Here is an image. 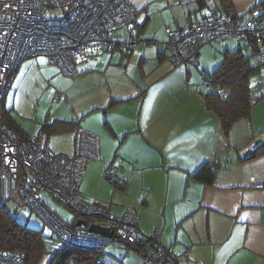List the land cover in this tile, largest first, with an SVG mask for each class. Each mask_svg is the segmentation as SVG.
Here are the masks:
<instances>
[{
	"label": "crops",
	"instance_id": "0c3cea01",
	"mask_svg": "<svg viewBox=\"0 0 264 264\" xmlns=\"http://www.w3.org/2000/svg\"><path fill=\"white\" fill-rule=\"evenodd\" d=\"M129 1L137 11L139 34L156 25L151 36H143L146 45H138L137 61L130 56L134 49L110 51L119 54L115 56L90 52L75 75H68L42 57L24 59L5 93L3 109L24 136L44 131L52 152L71 154L77 128L94 133L101 168L105 163L116 167L109 175L113 188L143 192L142 205L162 213L160 219L146 217L143 208L140 215L133 210L143 238L157 232L161 244L187 264H264V153L251 156L264 144V66L258 67L259 78L252 79L251 92L258 99L249 117L236 122L227 136L203 100L208 84L201 73L211 72L218 62L197 75L191 64H175L165 49L166 27L185 28L190 15L210 9L246 19L257 0H229L228 12L219 0H205L204 5L199 0ZM116 30L114 39L131 36L130 30ZM254 57L253 64L258 55ZM39 105L42 114L36 115ZM45 123L56 128L45 130ZM235 126L241 127L237 136ZM241 135L246 141L238 146ZM211 160L221 166L214 182L193 178ZM91 173L86 164L79 183L82 196V181ZM17 198L13 182L3 178L0 199ZM94 202L115 213L129 209L121 204L117 208L126 207L115 211L111 202ZM207 245L217 246L210 257L196 251Z\"/></svg>",
	"mask_w": 264,
	"mask_h": 264
},
{
	"label": "built area",
	"instance_id": "2783aa9c",
	"mask_svg": "<svg viewBox=\"0 0 264 264\" xmlns=\"http://www.w3.org/2000/svg\"><path fill=\"white\" fill-rule=\"evenodd\" d=\"M136 16L129 0H0V182L8 177L18 191L19 207L36 214L63 243L98 250L97 257L71 264H104V245L114 240L136 242L142 237L138 218L131 209L115 213L105 204L83 198L79 183L86 164L99 157L98 137L94 133L77 128L71 154L52 152L44 131L21 137L5 123L3 99L24 59L42 57L46 63L57 64L64 73L75 75L90 52L132 50L141 40ZM124 27L129 28L131 36L114 39L113 31ZM165 33L166 46L175 63L195 65L199 48L206 42L255 37L264 44V10L252 8L248 17L241 19L210 9L190 15L185 28L166 27ZM260 66H264V50L253 65ZM253 77L258 79L259 73ZM201 81L208 84L210 77L201 74ZM55 97L59 99L60 94ZM257 99L251 92L249 103L252 105ZM112 171H116L115 166L107 169L108 173ZM42 191L72 209L76 215L74 223L80 218L86 219L87 225L108 227L113 231L112 237L63 221L46 205ZM149 238L157 255L151 264H174L158 233ZM24 257L22 252L0 249V264H23Z\"/></svg>",
	"mask_w": 264,
	"mask_h": 264
},
{
	"label": "trees",
	"instance_id": "16d2710c",
	"mask_svg": "<svg viewBox=\"0 0 264 264\" xmlns=\"http://www.w3.org/2000/svg\"><path fill=\"white\" fill-rule=\"evenodd\" d=\"M219 1L224 7V11L228 12L230 1ZM199 4H206L205 0H199ZM252 8H261L264 10V0H257ZM137 34H139V32H137ZM244 41L250 46L251 52L249 54L242 53L240 47L235 50L224 49L221 52V59L217 66L209 73H201L209 74L210 77L208 83L209 89L203 94L204 104L208 110L212 111L217 116L221 128L227 136L236 122L249 117L251 109V104L249 103L251 82L254 74L258 70L257 67H253L254 62L252 61L255 55H259V53L264 50V44L255 37H249ZM262 46L263 49H261ZM172 61L175 63L174 60ZM143 93L144 92L141 91V94ZM2 115L5 123L10 128L14 129L19 136L23 137L24 134L19 132V129L12 123V120L7 116L6 110H4L3 107ZM44 128L45 130H50L56 127L53 126V124L45 123ZM262 153H264V144L259 145L252 151L251 156ZM110 167L111 165L104 170V176L106 178H109L111 173L107 172V169ZM220 168L221 166L217 161L211 160L203 163L192 176L203 184H212L216 172ZM110 180L113 181L112 179ZM15 203L18 205L16 201ZM10 211L12 210L9 207L8 200L0 199V249L22 252L25 256L23 264H39L45 252L46 236L40 229L29 227L17 220ZM65 222L74 226L73 220ZM53 235L55 234L51 233L50 237L53 240H58L59 246L50 254V258L46 264H71L72 261L74 263H79L97 257L98 250L86 249L72 242L66 244L63 243L59 237ZM150 240L149 235H146L145 238L141 237L136 242H122L127 245V248H131L134 253L144 257L145 262L151 264L152 260H155L157 255L148 247ZM167 257H169L174 264H187L183 261V258L172 254L169 248L167 249ZM102 262L104 263V261Z\"/></svg>",
	"mask_w": 264,
	"mask_h": 264
},
{
	"label": "rangeland",
	"instance_id": "374dc122",
	"mask_svg": "<svg viewBox=\"0 0 264 264\" xmlns=\"http://www.w3.org/2000/svg\"><path fill=\"white\" fill-rule=\"evenodd\" d=\"M155 27L156 25L153 22L145 30H143L141 34H139V37L141 40L139 41L138 45L139 44L142 46L146 45V41L143 39V36H151L152 34L151 32H153ZM121 29H122V32H124L125 29L129 30L128 27H124ZM114 34H119V30H115ZM128 38L129 36L120 37L116 39L126 40ZM157 41L158 40H156L155 43H157ZM152 43H154V41ZM138 45L133 48L134 50L132 49L133 51L130 54V56H132V61H137L138 58L140 57V55L138 54L139 49H137ZM161 45H164V43H161ZM238 47H240V49L242 50V53L244 54H249L251 52L250 46H248L244 40L236 41V40H231V39H223L221 41L206 42L199 48V55H198L199 63L197 66L192 65L191 66L192 70H194V72L197 75H199V71L201 70V68H205L207 71H211L214 68V66H216L215 64L217 62L218 63L220 62L221 52L224 49L235 50ZM165 49L167 50L169 54V49L166 47ZM114 51H117V50H114ZM103 53L107 56L119 55V54H114V52L111 53L110 51H105ZM253 84L254 82L252 81L251 82L252 87H253ZM207 87L208 86H205L206 89ZM41 108H43V105H39L37 107L36 115L42 114ZM32 127L34 128V126ZM234 129L238 130L236 132V136L237 134L241 133L240 126H235ZM237 139L240 142L238 146H242L243 142L246 141V137L242 135L238 137ZM97 159H92L87 162L88 172H89V169L91 168L92 173L90 175L88 174V177L84 181H82V184H81V189L83 191V197L86 201L98 200L100 202H105V203L111 202V205L113 207L112 209L114 210L121 209V208L123 209V207H126V206H121L117 208L116 205L125 204L129 206V209L136 210L138 215H140L141 208H143L145 209L144 213L146 217L148 216L152 217L153 215L154 217H159L161 219L162 217L161 211L157 213L155 209L150 208L148 205H142L144 196H145L143 192H139V191L131 192L130 190L125 192V191H119V190L114 189L112 184H110L109 182V178H106L104 176V172H105L104 170L107 167V166L105 167V165H108V163H105L102 169L100 165V161ZM41 196L44 202L46 203V205L50 209H52L54 212H56L58 217L62 219L63 221L70 222L76 217L72 209H70L68 206L64 205L63 203H61L60 201L52 197L50 193L46 191H42ZM8 203H9V207L12 210L10 211L11 214L14 215L17 220H19L23 224H26L29 227L40 229L42 233L46 236L45 252H44V255L41 261L39 262V264H46L50 258V254L54 251L56 247L59 246L58 240H53L50 237L51 233H53L52 230L36 214L21 210L20 207L16 205L15 201L11 200ZM115 211H118V210H115ZM139 221H141V219H139ZM216 248L217 246L216 247L210 246V245L200 246L199 248H196V251L199 252V251L204 250V253H208V257H210L212 255V251ZM192 249H195V247H193ZM102 250L105 254H102L101 257L105 264H119L120 262L122 264H149L148 262H145L144 257H142L139 254L134 253L131 248H127V245H125L123 242H120V241L114 240L112 242H109L103 246ZM182 250H187V249H182Z\"/></svg>",
	"mask_w": 264,
	"mask_h": 264
},
{
	"label": "water",
	"instance_id": "95a60500",
	"mask_svg": "<svg viewBox=\"0 0 264 264\" xmlns=\"http://www.w3.org/2000/svg\"><path fill=\"white\" fill-rule=\"evenodd\" d=\"M259 141H260V138L256 140V142H259ZM74 225L75 226H78V225L87 226L90 232L101 234L103 236L112 237L113 235V231L108 227H104V226H101L99 224H94V223H90L89 225H87L86 219H80V218L76 219ZM148 247L152 249L154 252L156 251V248L153 243H149Z\"/></svg>",
	"mask_w": 264,
	"mask_h": 264
},
{
	"label": "bare ground",
	"instance_id": "6f19581e",
	"mask_svg": "<svg viewBox=\"0 0 264 264\" xmlns=\"http://www.w3.org/2000/svg\"><path fill=\"white\" fill-rule=\"evenodd\" d=\"M207 76H209V74H207ZM46 141H47V134H46Z\"/></svg>",
	"mask_w": 264,
	"mask_h": 264
}]
</instances>
